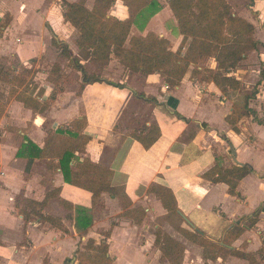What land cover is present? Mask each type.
<instances>
[{
	"label": "crops",
	"instance_id": "crops-1",
	"mask_svg": "<svg viewBox=\"0 0 264 264\" xmlns=\"http://www.w3.org/2000/svg\"><path fill=\"white\" fill-rule=\"evenodd\" d=\"M246 1L248 6L237 15L254 26L253 36L258 45L255 50L247 51L245 59L241 61L248 64V69L231 75L245 87L252 79L259 82L255 86L254 96L249 98L251 92L243 96L241 106L248 104L261 119L264 107V0ZM32 7L33 4L28 3V0H0V18L7 13L11 17L0 35V55L9 56L8 53L12 52L24 68H31L28 61L37 59L39 55L43 57L42 52L47 49L44 48L46 42L54 48L56 55H60L51 44L53 33L68 45L72 55L78 59V64L90 74L86 65L92 59L87 53L81 56V49L73 41L71 43L70 37L67 38L65 30H76L64 21L62 6L55 7L57 12H37ZM108 13L119 19L128 17V9L121 0H116ZM43 21H48L49 26H44ZM32 32L35 36L39 33L40 42L35 39L37 36L31 39L24 37L25 40L21 41L22 34L27 36ZM70 63V72H74L76 80L73 82L74 87L56 90L53 83L43 81L38 84L36 80L41 81L50 72L42 69L35 73L38 89L43 91L40 102H45L54 92V98L43 113L25 108L15 100L7 102L6 94L1 123H4L7 134L16 130L22 140L15 149L11 145L0 144V160L4 148L9 149L11 158L14 157L17 163H25L23 172L30 174L23 180L20 169L2 165L5 173L3 185L10 190L22 185L25 189L24 199L45 201L40 212L59 220L61 227L37 216L25 221L19 213H6L7 201L1 192L4 204L0 206V264H42L43 256L54 264L52 252L58 247L61 248V254L74 251L70 247L74 236L78 233L86 235L92 223L106 225L105 222L114 216L117 217L115 225L105 238L108 255L114 259L113 263L156 264V259L162 253L154 245L155 238L149 231L151 225L147 220L152 219L154 214L168 213L182 218L191 227V233H199L213 242L221 237L217 243L222 244L229 255L225 261L220 259L218 264H249L247 257L237 253L264 252V124L254 121L252 115L242 116L236 121L237 131H234L225 120L234 111L235 101L229 97L231 95L221 92L213 82H199L191 78L188 72L174 87H169L157 74L127 73L124 87L118 88L100 82L82 83V73L67 59V64ZM112 63L122 67L113 56L108 64ZM141 93L154 97L156 103L146 102L136 95ZM133 102L135 109L143 104L148 107L149 113L142 119L135 118L142 114L138 111L129 115V120L134 118L139 121L141 128H133L135 126L131 124L128 129H122L120 123L124 122V116ZM82 118L85 119V126L78 131L90 136V140L83 153L75 154L112 170L110 184L94 192L66 183L58 167L50 169L46 165L48 158L45 155L34 157L30 165L25 152L17 155L28 141L43 149L47 139L57 130H65L71 122ZM154 123L160 135L148 149L128 135L131 130H143ZM4 155V161H7L10 155ZM38 162L43 172L53 176L48 183L50 190L45 189L40 183L41 178L38 181V174L34 173ZM74 163L75 160H72L70 165ZM214 165L223 168L248 165L253 171L237 180L235 192L238 195L232 196L228 193L227 184L214 183L202 177ZM153 184L172 191L176 201L174 211L164 209L160 199L148 192ZM53 203L57 205L56 208ZM138 206L145 212L140 223L118 216L126 209ZM255 210L259 212L255 223L251 224L249 218ZM79 216L91 220L86 230L77 226ZM240 229L242 232L238 234ZM23 236L29 239V246L15 244L14 238L21 239ZM142 236L145 237L143 242L140 240ZM224 239L230 243L224 242ZM185 244L188 246L185 252L194 247L189 240Z\"/></svg>",
	"mask_w": 264,
	"mask_h": 264
},
{
	"label": "trees",
	"instance_id": "trees-1",
	"mask_svg": "<svg viewBox=\"0 0 264 264\" xmlns=\"http://www.w3.org/2000/svg\"><path fill=\"white\" fill-rule=\"evenodd\" d=\"M115 1L94 0L90 9L85 6V0L64 1L62 5L64 21L77 31L75 44L79 49L86 51L87 56L99 66L106 67L113 56L129 73L157 74L169 87H174L180 83L190 65L197 66L203 60L211 58L215 63L214 67L197 69L195 66L191 72V78L199 82H213L221 92L240 89V81L231 74L245 59V53L257 48L258 41L253 36L254 26L243 17L233 13L227 0H166L176 19L180 35L179 45L174 50L169 47L167 38L159 37L153 32L144 36L129 37L133 24L143 27L148 17L159 10L160 4L157 0H121L128 9V17L125 19L109 15L108 12ZM10 20L8 13L0 18V35ZM51 44L59 50L61 56L69 59L82 73V83L100 82L118 88L124 87L123 84L113 83L99 75L87 74L78 64V59L72 55L68 45L60 41L53 33ZM30 72H32L31 68H22L20 74L11 73L3 66L0 68V79L11 84L7 102L15 100L22 103L25 108L43 113L49 106L47 102L54 98V94L51 93L46 102H40L43 91L38 89L33 82L26 81L25 78ZM254 94V92L251 93L249 98H252ZM136 95L146 102L156 103L154 97L145 96L142 93ZM4 109L5 103L0 101V118L4 114ZM249 115L253 116L254 121L264 124L257 117L256 112L248 107V104L239 110L234 107V111L226 116L225 120L234 131H237L236 121L242 116ZM84 126V118L75 120L70 123L69 128L59 129L51 135L43 149L28 141L27 144H23V150L19 149L17 155H23L22 153L25 152L29 160L28 165L34 157L45 155L48 158L46 165L50 169L58 167L66 183L83 190L94 192L101 186H108L112 177L111 169L75 154L76 152L83 153L86 143L90 140V136L78 131ZM128 135L148 149L158 139L160 131L154 123L140 131L132 130ZM72 160H75L73 166L70 165ZM252 171L253 169L248 165H237L231 168L214 165L202 177L214 183L227 184L228 193L235 196L238 195L235 192L237 180ZM148 192L158 197L167 211L176 209V201L169 188L153 184ZM44 203L45 201L38 202L26 198L22 201L23 207H20L18 203L15 207L17 213L22 215L25 221L32 216H37L54 226L61 227L59 220L40 212ZM258 212L255 210L249 218L251 224L255 223ZM120 216L140 223L145 217V212L142 207L138 206L123 211ZM76 223L77 226L86 230L91 220L87 221L86 217L79 216ZM241 230L238 234L242 232ZM183 232L189 237H195L194 242L197 240V243L205 249H222L199 233H191L187 230ZM162 234L163 232L155 234L154 244L158 246L163 256L168 257L169 263L180 264L171 259L169 255L170 251L173 252L178 245L170 236H163L160 239ZM103 236L104 239L97 244L88 239L82 250L84 252L75 251L72 262L79 259L77 264H115L108 255V244L105 241V238L109 236V231H106ZM237 255L247 257L249 264H255L253 254L237 253ZM207 258L213 259L216 255H209Z\"/></svg>",
	"mask_w": 264,
	"mask_h": 264
},
{
	"label": "rangeland",
	"instance_id": "rangeland-1",
	"mask_svg": "<svg viewBox=\"0 0 264 264\" xmlns=\"http://www.w3.org/2000/svg\"><path fill=\"white\" fill-rule=\"evenodd\" d=\"M62 1H70V0H28V3L33 4L32 8L34 10H37V12L41 11V10L42 11L53 10L54 12H57V10H56L57 8H55V7H58L59 5L62 6L63 5ZM157 1L160 4L159 10L156 13H154L153 15H150L148 17V20L146 21V23L143 24V27H140L137 24H133L131 27V30H130L129 37H131V36H144L149 32H153L157 36L162 35L165 38H167L169 41V47L172 49H176V47L178 46L179 41H180V35H179L176 19L173 17L170 10L168 9L166 0H157ZM227 1L231 6L232 12H234L235 14H239L240 12L245 10V8L248 6V2L246 0H227ZM93 2H94V0H85L84 4L88 9H90L93 5ZM16 5L17 6L20 5V2L17 3ZM118 6L122 7L123 5L119 4ZM16 21H18V20H16ZM43 24L46 27L49 26L48 21H46V22L43 21ZM65 31L67 34V38L68 37L71 38V43H72V41L75 43L74 39L77 36L76 31H72V32H69L67 30H65ZM36 36H37V38H35ZM36 36L33 35V32H32L30 35L27 34V36H24L22 34V36H20V37H22L21 41L25 40L24 37H26V39L35 38L37 41L40 42V38H38L39 33H37ZM45 47L47 49H45L42 52L43 57H41V55H39L40 57H37V59H33V60L28 61L29 65H31V71L32 72H30L29 75H26V77H25L26 81L33 82L34 84H36L37 87H38V84H40V82H43V81H44V83H46V82L53 83V84H55L56 90H58L60 87H68V88L74 87L73 82L76 80H75V76H73L74 72H70L71 71V63L67 64V59H65V57L63 58L59 54L56 55L54 48H52V46H50L48 44V42L45 43L44 48ZM57 52L59 53V50H57ZM79 53L81 56L84 57L86 54V51L80 50ZM8 54H9V56L8 55H0V68L3 66L11 73L20 74V71L25 66H23L22 63H20V61L18 60V58L15 55H13L14 53L10 52ZM214 64L215 63L213 62V60L211 58H207V59L203 60L202 62H200L197 66L196 65L195 66L197 67V69H200L201 67H214ZM195 66L190 65L187 72L191 73L193 70V67H195ZM104 68L105 67L99 66L94 61L89 62L86 65V70L90 74L99 75L101 77L105 76V79H107L113 83L123 84V85L125 84L123 81H125V79L127 78L125 75L129 72L124 70L123 67H119V65L114 63L113 65L108 64V66H106L105 69ZM42 69L47 71V73L50 72V74L47 77H42L41 81L39 79L36 80V82H38V84H37L35 82V77H36L35 73L37 71H41ZM247 69H248V64L245 62H241L238 65V67L235 69L234 73H236L237 71L241 72V71H244ZM59 70L61 72L60 74H59ZM195 77H197V76H195ZM257 83H259V82H257V80L252 79L250 81V83H248V82L246 83L247 87H245V86H243V83L241 82V86H240L239 90H235V91L228 90L226 92L227 94L231 95L229 97L235 101L234 107H236L238 110L242 108L241 105H242L243 96L250 94V92L252 93L253 87H254L253 92H255V86ZM10 88H11L10 83L0 79V99L3 100V101H1V100L0 101L2 103L5 102L6 94L9 93ZM247 88H249V89L247 90ZM47 103H49V101ZM135 107L136 106L134 105V102H133L132 106H130V109L127 111V114L124 116V122L122 121L120 123V128L124 129V127H126L128 129L129 127L132 126L131 124H133L135 126L133 128H137V127L141 128V124L139 121H136L134 118L129 120V115L136 113V111H138V113L141 112L142 114L139 115L140 118L137 115L135 117L136 119H142L144 117H147V115L149 113V111L147 109L148 107L144 106L143 104H140L139 107H137V109H135ZM260 120L264 121V107H262V118ZM135 121H136V123H135ZM136 130H138V129H136ZM7 133L8 132H5L4 123L3 122L1 123V120H0V144L5 143L6 145L13 146V149H15L17 147L18 143L22 140L20 133H18L16 130L10 131L9 134H7ZM4 150L8 152L10 157H9V159H7V161H4V158H3V157H5L4 154L8 155L4 151V154H2V159L0 160V193L3 192L5 199L7 201V206L5 208L6 213L11 212L12 214L17 215V209H16L15 205L18 203V205H20V207H23L22 201L24 200L25 189H23V187L21 185V186H17L14 190H10V188L3 185L2 178H3V175L5 173L2 170V168H3L2 165H4V166L9 165L11 167H16V168L20 169L22 171L21 177L23 180H26L28 178V175L30 174V172L24 173L23 167H24L25 163H17L16 161L13 160L14 157L11 158L12 155L9 153V149L6 150L4 148ZM40 162L35 164L34 173L38 174V178H39L38 181L41 178L40 183L42 185H44L45 189L50 190L48 183H50V180L53 176H51L50 174H48L45 171L43 172V168H42ZM3 204H4L3 198L0 195V206H2ZM52 205L54 208L57 207V205L55 203H53ZM120 214H118V216ZM99 217L101 218V216H99ZM116 218H117L116 216L111 217L109 219V221L105 222L106 225H102V226L99 225L102 223H95V224L92 223V226L90 227L91 230L89 232H87L86 235L78 233L77 236H74L73 240H71V245H70L71 248H74L73 249L74 251L70 250L65 254H61V248L58 247L54 252H52L54 260H55L54 264H77L79 259L77 261L72 262V258H74L75 254H76L75 251L84 250V247L86 246L88 239H91L92 241H94V243L96 242V244L99 243L101 240H103L104 239L103 234L106 231H110V228L113 226V224L115 225ZM147 223L149 225H151L149 231H150V233H152V235H154V238H155L156 233L163 232V234L160 236V239H162L163 236H170L176 242V244L178 245L177 248L173 252L170 251L169 255H170L171 259H173L177 263H180V264H203L204 262H207L208 264H218L221 262L220 259H222V261H225L227 258V255H229V251H227L222 244L220 245L217 243V241L220 242L221 237H218L217 239H215V240H217L216 242H213V241H210V242L216 243L217 245L222 247V249H217V248H214V249L213 248H206L205 249L203 246H201V244L197 243V240H196V242H194L193 239H196L195 237H189V236L185 235V233L183 232V230H187L188 232H190L189 230L191 227L187 223H185L182 218H180L178 215H176L174 213L161 214V215H155L154 214L152 219L148 218ZM185 228H187V229H185ZM185 238H186V240H189V241H191V243L194 244V247L191 248L188 252H185V250L188 248V246L185 244V241H186ZM140 240H142V242H143V240H145V237L142 236V239H140ZM14 242L16 245H27V246H29V243H30L29 239H27V237H25V236H23L21 239L14 238ZM224 242L230 243V241L228 239H224ZM182 243L185 245H183ZM155 247L157 249H159L158 246L155 245ZM181 249L183 250L182 253H181V251H182ZM82 252H84V251H82ZM50 253H51V251H50ZM44 254H47V253H43V255ZM209 255H216V258L208 259L207 256H209ZM253 256L255 258V264H264V252L263 251L257 252L255 254L253 253ZM167 258L168 257L160 255V258H157L155 263L156 264H168L169 262H168ZM111 259H112V261L114 260L113 258H111ZM244 259H246V258H244ZM42 264H51V263H49L47 257L43 256V263Z\"/></svg>",
	"mask_w": 264,
	"mask_h": 264
}]
</instances>
